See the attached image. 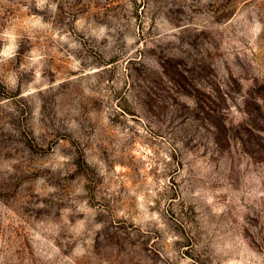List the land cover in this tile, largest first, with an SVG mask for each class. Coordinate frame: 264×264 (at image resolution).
Listing matches in <instances>:
<instances>
[{"label":"rangeland","instance_id":"374dc122","mask_svg":"<svg viewBox=\"0 0 264 264\" xmlns=\"http://www.w3.org/2000/svg\"><path fill=\"white\" fill-rule=\"evenodd\" d=\"M0 264H264V0H0Z\"/></svg>","mask_w":264,"mask_h":264}]
</instances>
